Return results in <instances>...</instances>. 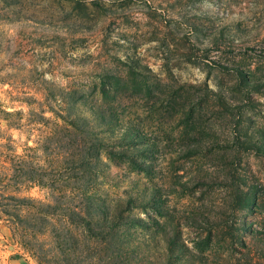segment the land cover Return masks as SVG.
<instances>
[{
  "label": "rangeland",
  "instance_id": "rangeland-1",
  "mask_svg": "<svg viewBox=\"0 0 264 264\" xmlns=\"http://www.w3.org/2000/svg\"><path fill=\"white\" fill-rule=\"evenodd\" d=\"M0 264H264V0H0Z\"/></svg>",
  "mask_w": 264,
  "mask_h": 264
}]
</instances>
